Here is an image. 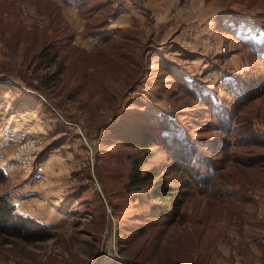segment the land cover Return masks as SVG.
Returning a JSON list of instances; mask_svg holds the SVG:
<instances>
[{
	"label": "rangeland",
	"instance_id": "rangeland-1",
	"mask_svg": "<svg viewBox=\"0 0 264 264\" xmlns=\"http://www.w3.org/2000/svg\"><path fill=\"white\" fill-rule=\"evenodd\" d=\"M248 37L264 42V0H0V102L35 111L8 82L36 96L62 70L35 160L53 139L77 148L56 193L18 165L0 183L57 213L0 236V264H264V51ZM132 160L177 188V219L125 186Z\"/></svg>",
	"mask_w": 264,
	"mask_h": 264
},
{
	"label": "trees",
	"instance_id": "trees-1",
	"mask_svg": "<svg viewBox=\"0 0 264 264\" xmlns=\"http://www.w3.org/2000/svg\"><path fill=\"white\" fill-rule=\"evenodd\" d=\"M230 28H233V26H230ZM244 42L245 44L249 45L256 51H264L263 41H257L255 39H251V37H248ZM52 47H53V42H51L50 44H45L41 50L44 49L43 51H45L48 48H52ZM49 63H50L49 65H52L54 61L51 60V62ZM61 73L62 70L57 69L56 71V69H54L50 75H47L45 76V78H43L42 80L43 84L35 85V88L42 91L43 86H45L46 84H48L46 87L52 88L55 85V83L52 80L54 77L53 75L54 74L60 75ZM8 86H16L20 88L23 93L22 96L19 95L18 97H16L15 103L18 104L27 103L30 106H33L36 112H38V109L40 110V107H47L51 110V114H52L51 120H56V118L58 117L57 114L55 113L56 111H54L53 108H51L47 104V100L40 95L42 94L41 91L38 90L40 94L33 93V95L36 96H31L26 92L27 89L25 88L27 86L21 88L18 85H14L13 83H9V82H8ZM30 88H32V90L33 89L36 90L34 87H30ZM8 89H10V87H8ZM195 89L197 93L201 94V96L209 95L213 103L215 104L219 103L217 98L208 89H201V90H199L198 88ZM4 90L6 89H3V91ZM59 119H62L61 121L63 123H67L63 118H59ZM68 124L70 125V123ZM52 126L55 127L54 123L52 124ZM165 131L169 133V131H173V130H169V131L165 130ZM175 131H179V129H176ZM63 143L66 142L65 141L56 142L53 139L52 141H50V143L47 146L44 147V151L48 152L52 148L58 147ZM151 143L152 140L150 138L143 137L141 144L140 145L136 144V146L147 147L150 146ZM212 169L213 168L211 167V170ZM73 173L75 174L76 171L73 170ZM7 176L8 175L5 172V170L0 166V183L6 181ZM197 180L200 182V184L201 182L203 183V180H200L199 177H197ZM125 186L129 189L135 188L143 191L144 198L146 199L147 202H149L152 205L151 206L152 211H156L157 209H165L172 214L170 218L174 220L177 219V216L182 211V206L184 204L183 197L176 192L177 188L170 183V180L166 176V174L161 173L155 167H149L144 169L136 160H132L130 166V172ZM15 199L16 197L14 198L13 196H11V194L8 191H0V236L25 238L27 237V235H30L31 233L30 231L32 230H41L43 232L50 231L49 229H51V226H49L42 220H39L33 216H30L20 211L17 208Z\"/></svg>",
	"mask_w": 264,
	"mask_h": 264
},
{
	"label": "crops",
	"instance_id": "crops-1",
	"mask_svg": "<svg viewBox=\"0 0 264 264\" xmlns=\"http://www.w3.org/2000/svg\"><path fill=\"white\" fill-rule=\"evenodd\" d=\"M11 101L8 98L6 102H0V127L4 130H12V131H26L29 133L46 135L47 130L45 129L42 123H38L34 119L37 118L35 115L37 112L35 111H22L23 108L14 109L11 105ZM35 114V115H34ZM67 143H63L58 147H54L48 152L43 153L39 160L45 165V178L46 181L41 182V187L45 183L48 185L49 192L56 193L58 190H61V184L68 181V177L70 176V163L68 162L70 156L74 151H76V147L71 149H67ZM62 149L64 152H62ZM0 166L5 170L7 175H15L18 167L13 161V147L12 143L6 139L2 132L0 131ZM15 170V171H14ZM25 177V176H24ZM27 179V178H26ZM20 182V181H19ZM43 189V188H41ZM45 189V188H44ZM38 189H36L37 191ZM40 191V190H39ZM43 191V190H42ZM26 193V194H25ZM27 193H32L29 195H34V192H23L16 197V204L19 207L24 200V197L29 196ZM38 194H43V192H38ZM36 197V196H32ZM31 198V197H30ZM62 197H60L61 199ZM61 201V200H60ZM59 203V202H58ZM25 214L33 216L39 220L51 219L53 216H56L55 210H47V206L33 207L32 209L24 206L23 208H18ZM61 212V211H60ZM63 213V212H62ZM45 215V217L42 216ZM43 221V222H44ZM52 221V220H49ZM45 221L50 225H53L51 222Z\"/></svg>",
	"mask_w": 264,
	"mask_h": 264
},
{
	"label": "built area",
	"instance_id": "built-area-1",
	"mask_svg": "<svg viewBox=\"0 0 264 264\" xmlns=\"http://www.w3.org/2000/svg\"><path fill=\"white\" fill-rule=\"evenodd\" d=\"M0 131L12 143L14 163L23 168L31 180L42 182L46 172L45 165L35 158L43 146V136L26 131L4 130L2 127Z\"/></svg>",
	"mask_w": 264,
	"mask_h": 264
},
{
	"label": "water",
	"instance_id": "water-1",
	"mask_svg": "<svg viewBox=\"0 0 264 264\" xmlns=\"http://www.w3.org/2000/svg\"><path fill=\"white\" fill-rule=\"evenodd\" d=\"M14 83H16V82H14ZM16 84H18V85H21V86H23V87H24V85H22V84H19V83H16ZM108 228H110V226H109Z\"/></svg>",
	"mask_w": 264,
	"mask_h": 264
}]
</instances>
